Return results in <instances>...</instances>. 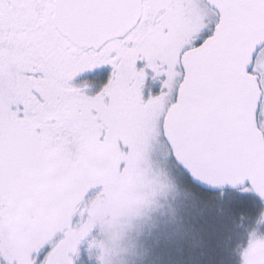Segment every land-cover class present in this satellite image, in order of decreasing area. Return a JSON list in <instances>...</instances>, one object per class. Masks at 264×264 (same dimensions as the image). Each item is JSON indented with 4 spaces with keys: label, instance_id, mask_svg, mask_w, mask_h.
I'll use <instances>...</instances> for the list:
<instances>
[{
    "label": "snow or ice",
    "instance_id": "1",
    "mask_svg": "<svg viewBox=\"0 0 264 264\" xmlns=\"http://www.w3.org/2000/svg\"><path fill=\"white\" fill-rule=\"evenodd\" d=\"M152 135L186 190L141 264H264V0H0V264H91Z\"/></svg>",
    "mask_w": 264,
    "mask_h": 264
},
{
    "label": "rangeland",
    "instance_id": "2",
    "mask_svg": "<svg viewBox=\"0 0 264 264\" xmlns=\"http://www.w3.org/2000/svg\"><path fill=\"white\" fill-rule=\"evenodd\" d=\"M185 190L167 144L156 135L146 138L121 182L120 195L89 197L81 251L87 252L91 264H98L100 257V264H141L149 237L179 220V196ZM101 200L102 206L93 207Z\"/></svg>",
    "mask_w": 264,
    "mask_h": 264
},
{
    "label": "trees",
    "instance_id": "3",
    "mask_svg": "<svg viewBox=\"0 0 264 264\" xmlns=\"http://www.w3.org/2000/svg\"><path fill=\"white\" fill-rule=\"evenodd\" d=\"M243 211V210H241ZM245 227H252L253 228V231H254V234H260V235H264V213H262L260 215V217L258 218V221L255 225H248L246 224ZM101 257L99 258V262L98 264L101 263Z\"/></svg>",
    "mask_w": 264,
    "mask_h": 264
}]
</instances>
